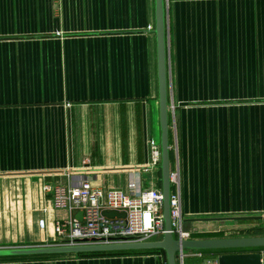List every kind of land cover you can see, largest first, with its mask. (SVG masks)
Instances as JSON below:
<instances>
[{"label": "crops", "instance_id": "0c3cea01", "mask_svg": "<svg viewBox=\"0 0 264 264\" xmlns=\"http://www.w3.org/2000/svg\"><path fill=\"white\" fill-rule=\"evenodd\" d=\"M167 59L185 230L264 236V0H167ZM157 63L155 0H0V248L55 243L67 213L46 184L162 188L145 171L161 137ZM236 217L260 218L206 220ZM143 251L0 264H166ZM189 253L183 264L203 262Z\"/></svg>", "mask_w": 264, "mask_h": 264}, {"label": "built area", "instance_id": "2783aa9c", "mask_svg": "<svg viewBox=\"0 0 264 264\" xmlns=\"http://www.w3.org/2000/svg\"><path fill=\"white\" fill-rule=\"evenodd\" d=\"M150 162L146 172L161 170V144L149 141ZM88 165L89 159L84 160ZM170 218L172 233L183 241L193 239L197 230H185L181 209L180 183L178 172L171 171ZM45 192L52 193L54 206L67 213V217L55 222L56 245L85 246L109 245L116 243L152 242L165 234L164 202L162 188L153 186L141 188L135 178L129 182L128 191L111 189L104 191L83 176H72L68 188L46 184ZM105 211H117L125 217H107ZM83 213L82 220L76 214ZM42 228L45 222H40ZM194 258L203 262L196 264H218L217 259H205L201 250H188ZM179 255L181 264L188 255ZM264 254V252H262ZM264 258V256H263Z\"/></svg>", "mask_w": 264, "mask_h": 264}, {"label": "water", "instance_id": "95a60500", "mask_svg": "<svg viewBox=\"0 0 264 264\" xmlns=\"http://www.w3.org/2000/svg\"><path fill=\"white\" fill-rule=\"evenodd\" d=\"M155 34L157 43L160 144H161V175L164 202L165 234L160 240L139 243H116L109 245L59 246L56 244H40L0 248V257L67 255L93 252H120L138 250H164L168 264H177V257L188 250H224L243 248H263L264 236L251 238H219L179 240L172 233L170 218L171 195V145L169 125L168 98V59H167V0H155ZM107 217H125L117 211H105ZM83 213L76 214L82 220ZM260 217L211 218L210 221L252 220ZM218 264H264L261 252L222 254L217 256Z\"/></svg>", "mask_w": 264, "mask_h": 264}, {"label": "trees", "instance_id": "16d2710c", "mask_svg": "<svg viewBox=\"0 0 264 264\" xmlns=\"http://www.w3.org/2000/svg\"><path fill=\"white\" fill-rule=\"evenodd\" d=\"M170 145H171V138H170ZM171 152L170 151V157H171ZM158 252V251H162L165 255V260L166 258V252L164 250H145L143 252ZM211 254H216V255H222V254H228V253H233V252H259V251H264L263 248H243V249H224V250H208ZM132 252H136V251H120V252H109L108 254H128V253H132ZM202 252H205L204 250H202ZM84 253L80 254L83 255ZM91 254V253H90ZM167 264V262H166Z\"/></svg>", "mask_w": 264, "mask_h": 264}, {"label": "rangeland", "instance_id": "374dc122", "mask_svg": "<svg viewBox=\"0 0 264 264\" xmlns=\"http://www.w3.org/2000/svg\"><path fill=\"white\" fill-rule=\"evenodd\" d=\"M156 141H158L159 143H160V140L159 139H155ZM154 241H156V238H154L153 239ZM205 251V253H206V255L208 256V257H213V255L208 251V250H204Z\"/></svg>", "mask_w": 264, "mask_h": 264}]
</instances>
